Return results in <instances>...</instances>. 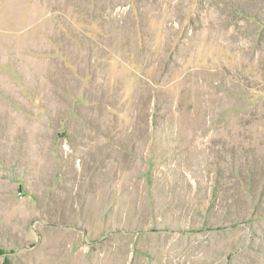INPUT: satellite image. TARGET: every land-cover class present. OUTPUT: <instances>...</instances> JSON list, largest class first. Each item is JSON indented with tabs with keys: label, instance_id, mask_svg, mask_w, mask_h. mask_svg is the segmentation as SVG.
<instances>
[{
	"label": "rangeland",
	"instance_id": "374dc122",
	"mask_svg": "<svg viewBox=\"0 0 264 264\" xmlns=\"http://www.w3.org/2000/svg\"><path fill=\"white\" fill-rule=\"evenodd\" d=\"M0 264H264V0H0Z\"/></svg>",
	"mask_w": 264,
	"mask_h": 264
}]
</instances>
